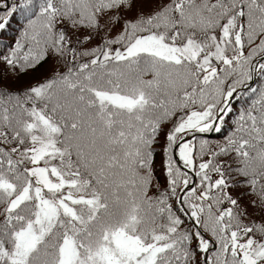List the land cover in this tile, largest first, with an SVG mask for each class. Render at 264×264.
<instances>
[{"label": "snow or ice", "instance_id": "1", "mask_svg": "<svg viewBox=\"0 0 264 264\" xmlns=\"http://www.w3.org/2000/svg\"><path fill=\"white\" fill-rule=\"evenodd\" d=\"M0 8V264H264V0Z\"/></svg>", "mask_w": 264, "mask_h": 264}, {"label": "rangeland", "instance_id": "2", "mask_svg": "<svg viewBox=\"0 0 264 264\" xmlns=\"http://www.w3.org/2000/svg\"><path fill=\"white\" fill-rule=\"evenodd\" d=\"M1 1V0H0ZM3 13L0 11V15H2ZM18 24H19V20H16V19H13L11 21V27H14V29L17 31V27H18Z\"/></svg>", "mask_w": 264, "mask_h": 264}]
</instances>
